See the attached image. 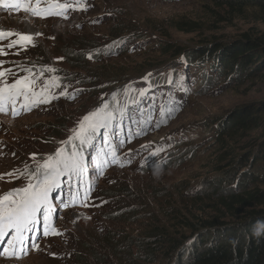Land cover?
<instances>
[{
	"label": "rangeland",
	"instance_id": "obj_1",
	"mask_svg": "<svg viewBox=\"0 0 264 264\" xmlns=\"http://www.w3.org/2000/svg\"><path fill=\"white\" fill-rule=\"evenodd\" d=\"M84 2L87 10L70 7L67 19H40L0 6V29L42 33L33 35L35 46L5 48L8 55L0 56L6 61L3 67L19 76L26 73L17 65L30 69L37 76L38 92L40 84H51L53 77L61 85L45 92L58 96L49 103L26 112L20 108L21 98L16 105L20 115L13 117L11 106L6 114L0 113V196L27 183L25 177L7 173L35 170L57 148L70 151L71 146L61 142L103 102L127 108L122 123L117 113L109 129L115 132L120 127L110 137L117 162L108 157L99 175L97 165L109 150L101 130L91 146L82 149L86 164L82 183L73 178L69 187L62 178V187L52 193L49 222L62 235L45 236L38 225V231L26 233L28 254L21 253V259L0 256V264H149L137 244L152 232L179 238L191 223L214 217L237 221L213 195L215 182L235 185L246 171L240 163L264 147V68L231 80L218 73L212 60L191 59L207 45L227 44L244 35L264 42V18L258 12L237 14L209 0ZM5 79L11 83L13 78ZM64 86L67 95H59ZM125 88L131 89L127 96ZM138 89L146 90L147 96L140 98ZM114 93L119 94V105L112 103ZM171 109L176 110L165 116ZM238 112L261 117V127L221 139L215 127ZM140 129L144 134L136 136ZM252 172L264 177V164ZM89 187L84 202L88 206L79 196L74 205V194ZM258 188L264 191V180L250 182L246 190ZM236 208L243 212L264 206ZM10 236L0 243V251Z\"/></svg>",
	"mask_w": 264,
	"mask_h": 264
},
{
	"label": "snow or ice",
	"instance_id": "obj_2",
	"mask_svg": "<svg viewBox=\"0 0 264 264\" xmlns=\"http://www.w3.org/2000/svg\"><path fill=\"white\" fill-rule=\"evenodd\" d=\"M42 4L45 6L41 7ZM0 6L11 7L16 11L23 10L32 17L40 19H46L49 16H59L67 19V10L74 6L81 10H87L84 0H0ZM33 35L40 36L42 33H19L0 29V41H4L12 36L17 37V39L9 40L6 45L0 43V56L8 55L5 48L12 49L19 47L20 49H24L28 45L35 46ZM13 54L18 55L19 51ZM92 58L90 54L88 59ZM5 63L6 61L0 60V113L6 114L9 106H11L12 116L16 117L20 115V111L17 110L16 105L21 98L23 102L20 103V108L26 112L31 111L33 107L40 103H49L51 99L58 98L56 94L52 93L45 95V92L51 87H61L57 82L58 78L53 77L51 84L47 82L41 83L40 91L38 92L36 90L38 81L35 73H32L26 67L17 65L16 67L20 72L26 73L24 76H19L18 71H14L12 68L5 69L3 67ZM49 71H55V69H50ZM6 76L13 78L11 83L5 79ZM168 82L172 83L173 78L169 77ZM180 83L181 85L183 84L182 77L180 78ZM66 90L67 86H64V91H61L59 95H67ZM123 91L127 96L130 94L131 89L125 88ZM136 91L140 98L147 96V91L144 89ZM118 95V93L113 94V105H119ZM71 98L75 99V95H72ZM139 103V100H133V104L139 105ZM175 110L171 109L169 112L164 113V115L170 116L171 112ZM126 112V107H113L108 102H103L95 110L82 117L77 126L71 130L72 134L68 139L61 142L65 146L70 145V151L67 147L57 148L55 153L48 156L43 163H38L35 170L27 172L15 170L14 172L7 173L9 176L25 177L27 183L21 188L13 189L0 196V243H4V238L11 233L10 238L7 240V246L3 251H0V256L9 259H21V253L27 255L28 252L24 247L26 233H35L38 231V225L43 228L42 234L45 236L49 235L50 232L53 235H62L49 222V214L52 212V205L50 203L52 193L62 187L64 182L62 178H67L69 187H71L73 178L77 179L78 185L82 183L86 167L82 149L91 146L95 138L101 135V130H103L104 144L108 146L109 150L103 152L101 163L97 165L99 175H103V165L109 162L108 157L112 158V163L117 162L116 149L112 147L113 141L110 137L115 135L120 130V127L117 125L115 132H110L109 129L116 121L117 113H119L122 123ZM161 112H164L163 106H161ZM143 134V129L135 133L136 136ZM33 158H35V154H33ZM90 190L91 188L89 187L88 190L83 192L78 191L74 194L72 203L75 205L76 198L79 196L80 203L87 207L88 205L84 202L89 199ZM67 206L65 205V207ZM260 227L264 228V221L261 222ZM33 248H38V245L33 243Z\"/></svg>",
	"mask_w": 264,
	"mask_h": 264
},
{
	"label": "trees",
	"instance_id": "obj_3",
	"mask_svg": "<svg viewBox=\"0 0 264 264\" xmlns=\"http://www.w3.org/2000/svg\"><path fill=\"white\" fill-rule=\"evenodd\" d=\"M209 1L237 14L253 10L264 18V0ZM192 58L212 60L217 70H220L218 73L231 76V80L247 78L249 74L254 75L264 68V42L244 35L242 39L227 44L207 45L200 51L193 52ZM259 120L261 117L238 112L217 124L215 130H218L222 139L226 135L260 128ZM249 155L252 156V152ZM251 159L248 156L240 163L242 170L246 171L240 174L235 185V181L233 184L232 181L223 183V186L215 182L214 185L217 187H214L213 195L229 212L230 218H237V221L226 222L214 217L212 220L191 223L186 225L184 229L187 232L179 238L152 232L137 244L139 252L147 258L149 264L159 261L165 264H264V228L260 227L264 221V208L243 212L236 208L248 207L254 203L264 206V191L259 188L250 192L246 190L250 182L264 180V177L252 172L253 167L264 164V147L259 148V154L253 155ZM234 177L237 178L236 175ZM241 186L244 189L241 190ZM242 213L244 215L238 218Z\"/></svg>",
	"mask_w": 264,
	"mask_h": 264
}]
</instances>
